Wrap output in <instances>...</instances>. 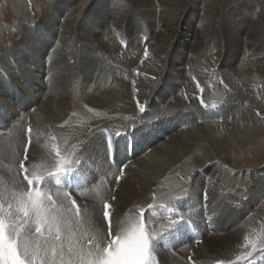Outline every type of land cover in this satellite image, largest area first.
<instances>
[{"label":"bare ground","instance_id":"1","mask_svg":"<svg viewBox=\"0 0 264 264\" xmlns=\"http://www.w3.org/2000/svg\"><path fill=\"white\" fill-rule=\"evenodd\" d=\"M219 1L207 2L210 7L212 6L209 8H215ZM156 2L158 5L153 0H134L138 8L135 9L143 12L150 21V25L154 26L153 30L156 32L157 39L155 43L145 44L132 39L131 48L133 50L140 48L143 51L142 48L145 46L154 56L159 58L164 56L168 59L171 71L180 70L174 68L181 64L183 57L191 56L186 60L190 63L191 71L193 74H195L194 71H198L203 76L200 78L199 75V79L196 77L201 81L199 84L201 94L196 92L191 83L190 85L186 82L188 85L186 94L173 93L172 99H164V102V95H160V83L165 76H169V71L150 69L152 67L139 68L138 72L143 79L134 81L136 83L131 82L129 78L114 77L113 68L109 64L104 60L97 61L91 57H95L94 51H102L106 55L117 57L119 47L115 43H106L96 38L89 41L87 36H80L83 38L81 40L84 41L83 45L91 53L87 55L80 53L77 45L70 44L67 39L64 40V36L60 38L62 47L53 49V52L55 51L53 60L62 62V64L66 59L67 62L75 60L77 65L68 69L62 67L51 73L53 75H50V80L55 85L52 87L55 90L53 97H58V99L49 101L41 109L38 106V110L32 116V123L37 124L39 130L51 132L50 140L47 137H40L39 143L33 145L34 140L29 144L26 155L31 162L24 160V172L20 171L17 166L23 160L22 149L25 146L19 145V140H16L17 152L21 148L20 154H17L13 147L9 148L3 140H0V264H4L6 255L8 257L12 254L18 258L19 264H29L25 259L28 253L21 255L18 251L17 238L21 236L24 216L31 218L30 213L36 207V201L31 199L32 195L43 196L44 192L50 194L46 197L48 200L53 204L57 202L58 207L63 206L69 210L70 216L73 217L70 235L67 230L61 233L64 250L63 264H108L122 259H125L123 264H128L129 258L126 257L129 253H132L130 257L136 258L137 264H264V202H262L264 200V170L255 168L248 162L239 166L233 160L234 155L241 154L243 150L259 146L256 139L259 135L264 137V119L261 121L244 119L241 123L233 119L230 122L228 116L226 119L225 110L231 108V105L238 102L239 98L225 92L220 86V82L225 80L218 74L216 75L224 65V67L227 66L229 73L234 72V76L238 77L242 74H252V76L257 73L264 74L263 56L257 55L262 59L256 65L249 62L255 59L253 56H245L246 49L252 45H256V49L264 47V39L257 45L258 37H253L256 30L258 36H264V26H250L247 36H238V42L234 43L235 39L231 41L232 38H236L233 34L242 32L243 26L229 27L223 19V22H220L221 26L218 27L225 34L224 45L217 44L218 49L210 46L212 48L210 51L203 52L208 36L204 40L202 36L205 32L207 33L210 26H204L205 24L200 21L201 26H196V31H194L197 38L189 43L191 48L186 49L187 40L184 38L190 34L188 32L190 20L187 15L190 12L193 15L195 12L199 14V6H190L187 0H156ZM0 3L8 5L7 0H1ZM155 5L164 8L161 17L159 15V20L155 17L156 11L152 10ZM209 8L205 10L211 11ZM216 17L215 13L214 18ZM207 18L211 17L207 15ZM207 18L202 21H207ZM98 23L101 25L102 16L98 19ZM47 25H51V21ZM181 25L185 32L181 35L183 40L182 38L175 40L177 32L182 28ZM28 38L24 35L23 43H25L26 52L35 57L32 61L35 62L36 80L40 81L42 78V81L46 75L40 71L42 63L37 58L41 57L44 44L35 45ZM174 45L182 47L176 55L173 53ZM239 46L244 47V52L238 58L236 55H238ZM223 49L225 50V63L222 61ZM21 50L20 48L17 53H13V58L25 71V55ZM123 62L130 67L134 66L132 59H126ZM106 76L113 77V84L109 83L110 87H106L108 82L102 85ZM0 81H2L1 78ZM227 81L229 86L235 90L239 89V83H234L232 80ZM3 86L10 96L6 95ZM93 86L94 90L91 92ZM240 89L245 90V86ZM256 91L264 95V85L262 89ZM14 93L18 96L12 85L0 83V101L9 102L12 99L21 109L29 104L28 101L31 102L26 95L21 94L19 98L13 97ZM243 99V102L248 103L249 97L246 100L245 97ZM155 100L163 104L164 109L156 107ZM12 103L10 101V104ZM135 104L140 105L144 110L139 111L138 108L135 110ZM33 106H28L27 112ZM44 108H48L46 109L48 111L44 112ZM248 109L254 110L255 108L249 106ZM3 113H6L4 109ZM150 113H156V115H150ZM133 117L142 119L141 126H144L141 129L144 128L145 131H149V128L155 129L156 127V129L152 133L153 136L150 135L151 133L149 136L146 135V146L151 148L150 154L148 153L150 160H146L147 157L142 160L138 158L136 149L134 153L138 159L128 166L122 155L115 160L114 151H119L120 148L110 146L109 139L113 141L119 136L120 132L116 129L125 131L126 125L131 124L129 118ZM123 118H127L128 121H124ZM197 119L199 124L196 122ZM9 122H5L6 129L13 127L12 132L15 136L13 141H15L20 135L16 130L17 127L9 126ZM139 125V122L134 121L127 131L138 129ZM32 130L34 131V128ZM97 133L101 134L100 136H103L104 141L107 142V163L112 168L118 166L121 169L117 177L120 180L116 184L118 191L114 196L116 202L108 204L109 212L106 209V219L102 215L103 210L97 207L102 200L106 199L108 190L96 186L93 182L95 179L101 180L102 174L94 173L97 168L91 166L89 171L92 176L84 172L87 179H92L87 182V179H84L80 173L71 172L70 169L72 168L70 163L76 161L75 154L79 152L78 148L81 146L83 149L84 147L91 148ZM5 134L4 130H0V138ZM34 134L32 132L31 135ZM126 135L127 133L122 134V136ZM155 142L157 145L154 144ZM24 143L23 140V145ZM136 144L133 135H128L123 155L128 159V163L132 161L133 148ZM129 152L132 153L131 158L128 157ZM91 159L94 158L90 155L84 162L82 161L84 168L87 169V163ZM103 166L105 165H98L99 168ZM208 171L209 176L206 175ZM47 174L52 175L49 178L50 182L44 178ZM204 174L206 176H203ZM206 177L208 181L205 184L204 178ZM69 182L72 184L71 187H68ZM6 184L9 185L6 187ZM112 184L114 183H111V186ZM220 186L225 187L228 193L231 189L234 191L233 187L242 189V195L235 194L236 201L233 200L237 204L235 210L232 211L231 206L225 201L223 205L219 203L220 199H215ZM197 193H199V200L196 197ZM70 195L74 197H69ZM91 202L99 203L96 204L98 205L96 208H93ZM260 202L263 204L257 208V203ZM214 203H216L215 206ZM151 207L153 209L150 212L170 209L176 210L179 216L168 211L163 217L156 215L158 216L157 218L155 216L156 220L146 216L144 223L143 214L138 213H146ZM203 208H205L204 212H202ZM245 211L251 214L246 216ZM76 220L79 221L78 224L75 223ZM16 224L20 227H17L14 233L10 226ZM191 228L200 233V237L203 235L202 245L190 246L189 244V246L180 248V241H185L187 244L191 241L189 239L191 235L197 237L196 233L192 234ZM204 230L208 231L210 238H207ZM107 232L110 233V237L107 236ZM219 244L221 246L217 247L216 245ZM70 246L75 250L72 253L69 252ZM9 250H14V252ZM123 251H126V255ZM190 251L192 256L189 257ZM31 261L32 264H38L34 254L31 256ZM56 264H61V262L57 260Z\"/></svg>","mask_w":264,"mask_h":264},{"label":"rangeland","instance_id":"2","mask_svg":"<svg viewBox=\"0 0 264 264\" xmlns=\"http://www.w3.org/2000/svg\"><path fill=\"white\" fill-rule=\"evenodd\" d=\"M7 1H8V5H5V4L2 5L0 3L1 5L0 6V74H2L0 77L2 81H0V83L2 84L8 83V85H12L13 89L15 88V91L18 93V96H16V94L14 93L13 97L19 98L21 94L26 95L27 99H29L31 102L28 101L29 104H27L26 106H24L23 109H21L18 104H15V101H12V99H10V101L13 102L12 104H10V101L9 102L0 101V130H4V134L6 131V134L2 138H0V140H3L9 148L13 147L15 152H17L16 140L17 141L19 140L18 141L19 145L23 147L25 146L22 149L23 160L20 161L19 166H17L18 168H20V171L22 172H24V170L21 168V163H24L25 159L28 163L31 162V159L30 160L29 158L27 159V155H26L29 144H31L34 140L35 141L32 143L33 145L39 143L40 137L41 138L47 137L50 140L49 135H51V132H47V131L45 132L44 130H39L38 125L35 123H32V116L34 112L38 110V106L41 109L45 104L49 103V101L50 102H52L53 100L57 101L56 99H58V97L56 98L53 97V94H54L53 92L55 90H53L52 87L55 85L53 84V81L50 80V75H53L51 73L56 70H60L62 67L64 69H68L70 67H74L77 65L75 63V60H71V61L68 60L67 62V59H66V61L63 62V64L62 62H57L53 60L54 52H55V51L53 52V49H57V48L60 49L62 47V43H60V38L62 39L63 36H64L63 39L69 40L70 44L75 45V46L77 45V49H79L80 53L87 54V55L89 54L91 55V53L83 45L84 41H81L83 40V38H80V36L81 37L83 35L87 36V39L89 41H91L92 39L95 40L96 38V40L101 39V41L104 40V42L106 43H111V42L115 43L119 47V53L117 57L115 58L111 57L109 55H106V53L102 51H99V52L94 51L93 55L95 57H91L97 61L104 60L105 63L109 64L113 68L112 75L114 77L129 78L131 82H134V81L143 79V77H141V75L138 72L139 68L145 67L149 69L150 67H152L150 69H155L159 71H163L165 69L167 72L169 71V76H165L161 80V83H160L161 84L160 95L161 94L164 95L163 100L164 99L171 100L173 97L172 95L173 93L177 95L186 94V89H187L186 87H188L187 85L188 82L189 84L190 83L192 84L196 92L201 94V87L199 85L201 81L198 80L200 74L198 73V71L195 72L194 70L193 71L195 74H193V72L191 71L192 68L189 67L190 63L186 61L190 59L191 56L183 57L181 64H178L180 66L177 65L174 68V69H180V70L171 71L169 70L170 67L168 66V62H167L168 59H166L164 56L161 58L154 56L153 53L151 54V52H149L148 49L145 48V46L144 48H142L143 51H141L140 48L135 49V50L131 48L130 43L133 42L134 39L138 42H141V44H145L147 42L155 43L157 39L156 32L153 30L154 26L150 25V21L145 17V14L143 12L136 10L138 8H136L134 0H38V1L37 0L36 1L35 0H7ZM153 1H155V4L158 5L157 4L158 2H156V0H153ZM187 1L190 6L191 5L193 6L196 5L197 7L199 6L200 11H199V14L195 12V14L193 15L191 14L192 12H190L187 15L188 20H190L189 21L190 29L188 31L190 34L186 33V34H189V36L184 38L187 40L185 42L186 49L188 48L190 49L191 44L189 43L192 41H195V39L197 38L194 31H196L195 30L196 26H201V22L205 24L204 26L206 25L210 26V28H208L207 33L206 32H205L206 34L204 33L205 37L202 36L203 37L202 40L206 39V37L208 36V39L206 43L204 44L206 48L204 47L205 50L203 52H208L207 50L210 51L212 48H216V47L218 49L219 46L217 44L224 45L223 43H224L225 34L224 32H222L220 27H218V26H221L220 22L222 23L223 19L225 23H227V26L229 27L243 26L242 32H240L239 34H235V33L233 34L234 37L236 38H232L231 41L233 42V40L235 39L236 42L234 43L238 42V38H237L238 36H244V37L247 36L250 26H264V4H263L264 0H220L217 6L215 8L214 7L212 8L213 10L210 9L212 6L210 7L208 4L210 3V0L209 1L208 0H197L199 3L195 0L194 1L187 0ZM156 5H155V8L152 10L156 11L155 17L156 19L159 20L162 15V12L164 11L162 9L164 8H160L161 6H156ZM207 8H209L211 11L207 12L205 10ZM138 11L139 13H137ZM215 13L217 16L216 18H214ZM207 15L211 18L208 19ZM101 16H102V23L100 25L98 23V19L101 18ZM195 16H198V17L196 18ZM206 18L208 19L207 21L209 22L202 21L203 19L206 20ZM50 21H51V25H47ZM181 26L182 28H180V30L177 32L175 40L179 38L180 39L182 38L183 40V37L181 35L185 34V32H183V25ZM106 28H107V31H106ZM64 31H66V34H64ZM24 35L25 37H29L28 39H30L31 42H34L35 45L39 46L40 43L44 44V49L43 50L41 49V57L37 58L38 60H41V63H42L40 71L43 72L44 75H46L45 77H43L42 74H39L40 77H43L42 81H41L42 78L41 79L39 78L40 81L36 80L37 75L34 72L35 62L32 61V58L35 59V57L32 56L31 53L29 54L28 52H26L25 43H23ZM253 37L254 38L258 37L257 45H259V43H261L264 39V36L257 35V30L255 32V35H253ZM243 46L242 47L239 46L238 53H237L238 55H236V57L239 58L244 52ZM256 47H257L256 45H252V47H249L245 51V56L246 55L253 56L255 58L254 60L249 61L250 63L254 65H256L259 61H261L262 58H259L260 55H261L260 57L263 56L264 58V47L262 49H256ZM20 48L22 49L21 50L22 53L25 55V64H26L25 71L27 73L24 71V69L21 68L20 63L17 60H14L13 58L14 54L17 53ZM179 49H182L180 45H177V46L174 45V48H173L174 55L178 53ZM224 51L225 50L223 49L222 50L223 63H225L226 61L224 60L225 58ZM126 59H130V60L132 59V61L134 62V66L130 67L129 65H125V62L123 61H126ZM227 61H229L228 57H227ZM97 63H100V62H97ZM246 63L249 64L248 62ZM224 66L223 68L218 70V73H216V75L218 74L220 78H223L225 80L224 82H220V86L222 87V89L225 90V92L234 94L235 96L239 98L238 102L233 103L231 105V108L229 107L228 109L225 110L224 112L225 118L226 116H228L227 118L230 122L232 121L231 119H233V121L235 122L238 121L239 123L243 122L244 119L245 120H260V121L264 119V100H263L264 95L260 94L259 91H256L258 89L259 90L262 89V85H264V74L257 73L258 75L253 74V76L252 74L251 75L242 74L241 76L238 77V76H234V72L229 73L227 66L226 67ZM23 73L25 75H23ZM23 76L30 77L31 82L29 81L30 78L24 77L22 79ZM110 77L111 76H106L105 79L103 80L102 85L105 82H108V86L106 87H110L109 83L110 85L113 84V77L111 78ZM196 77L198 79H196ZM202 77L203 76L200 75V78ZM184 79H185V82L183 83ZM227 80L229 81L232 80L234 83H239L238 84L239 89L237 90L236 88L235 90V88H232V86H229L227 83L228 82ZM243 86H245V90L242 91V89L240 88H243ZM31 87L33 88L30 89ZM3 89L5 90L4 86H3ZM28 89H29V92H28ZM49 89L50 90L52 89V90L50 91ZM93 90H94V86L91 88V92H93ZM4 92L6 93V95L10 96L6 92V90ZM243 97H245V100L246 98L249 97V99H247L248 103L247 101L243 102L244 101ZM4 98L8 100L7 97H4ZM155 104H156V107L160 109H164V105L161 103L159 104L158 100H155ZM32 105H34L33 107H31L32 109H30V111L27 112L26 109L28 108V106H32ZM137 105L136 104L134 105L135 110L138 108L137 110L141 111V106L140 105L137 106ZM249 106H252L255 109L249 110L248 109ZM2 108L6 111V113H3ZM46 109L48 108H44L43 111L44 112L48 111ZM153 114L156 115V113H150V115H153ZM4 115H6V117ZM237 117L239 119H237ZM129 120H131L130 121L131 124H127L126 125L127 128L132 127V124L134 123V121H136V123L137 122L140 123L139 128L131 129V131H134V132H131V131L128 132L127 128L125 129L126 132L125 131L122 132V130L116 129L118 132H120L119 136L113 141L109 139L110 146H115L117 149L120 148L119 151L117 150L114 151L115 160L117 159L118 156L122 155V157L126 161L125 162L126 165L128 166L133 164V161H135L138 158L142 160L147 157L148 159L146 158V160H150L149 154H150L151 148L146 146L147 145L146 137L149 136L150 133H151L150 135L153 136L152 133L156 129V127L155 129L149 128V131L148 130L145 131L144 128L141 129L144 125L141 126L142 119L140 117L139 118L133 117L131 119L129 118ZM7 121L8 122L10 121L9 126L11 125V126L17 127L16 130L18 131V134L22 136L21 138L19 136V138L17 137L15 141H13V138L15 137L13 136L14 134L12 132L13 127L6 129L5 122ZM124 121H128L127 118L124 119ZM17 122L18 123L23 122V123L17 124ZM196 122L197 124H199L198 119ZM19 127H21V129H18ZM119 127L122 128V126H119ZM33 128H34V131L32 130ZM27 131H29L28 135H27ZM32 132H34L35 134L31 135ZM123 133H127V135L122 136ZM25 134H26V137H25ZM100 135L101 134L99 133L95 135L93 145L91 148L86 149L84 147L83 149V146L79 147L78 148L79 152H76L75 154L76 161L73 163H70V162L69 163L72 165V168H70L72 170L71 172L80 173L84 177V179L86 178V175H84V172L90 173L89 175L92 176V173L89 171L91 166H94L95 168H97L94 173L102 174L101 180L95 179L93 182L95 183L96 186H100L101 188H105L108 190L107 197L106 199L102 200L104 201L103 203H101L102 201L100 202L99 200L100 202L99 206L102 204L100 207L96 205L99 202L95 204L94 202H91L90 204H92L93 208H96L98 206L97 208H100L101 210H103L102 215L106 219V209H108V204L110 205V203L116 202L114 196H115V193H117L118 191L116 184H118L117 182L120 180V179L118 180L117 177L118 175H120L121 169H119L118 166L117 168H112L107 163V147H106L107 142L104 141L103 136H100ZM128 135L129 136L133 135L134 140H136L137 142L135 148H133V158H132V161H130L131 163H128V159L126 158V156L125 157L123 156L125 149H126ZM27 136H28V140H27ZM23 140L25 141L24 145H23ZM256 143H258L259 146H252L248 150H243L241 154L238 153L234 155L233 160L237 163V165L243 166L248 162L252 164L255 168L264 170V137L259 135L256 139ZM154 144H156V142ZM20 149H18L19 151L17 152V154H20L21 152ZM136 149L138 150L137 151L139 155L138 158L135 157V153H134ZM86 151L89 153H87ZM79 153L81 155H79ZM90 155L94 159H91L87 163V169H86L83 166V162L85 159L89 158ZM100 164H103L105 166H103L102 168H99L98 165ZM100 171L101 173H99ZM206 175L209 176L210 172L208 171ZM206 175L204 174L203 176H206ZM51 176H52L51 174H47L44 176V178H47L49 181V178H51ZM123 176H124V173H123ZM88 179H87V182L92 180L91 178H88ZM207 181H208V177L204 178L205 184L207 183ZM69 183L71 184V182ZM111 183H114V184H112L111 186ZM8 185L9 184H6L5 186L7 187ZM233 189L234 191L231 189L230 193H228L225 187L220 186L218 188V195H216L215 197V199L216 198L220 199L219 203H223L224 205V203L226 202L229 206H231L232 211L235 210L237 207V204H235V202L233 201V200L236 201L235 194L237 193L239 195H242L241 193L242 189L237 188V187H233ZM92 192H95V191H92ZM86 193L89 194L90 192H86ZM69 197H74V196L70 195ZM196 197L199 200V193L196 194ZM208 197L210 198L209 195ZM262 202H264V200ZM262 202L257 203V208L263 204ZM215 205L216 203H214V206ZM165 206L168 207V205H165ZM159 208H163V206H159ZM148 209L149 210L146 213L144 212L138 213V214H143L142 218L144 219V223H145L146 216H149L151 219L156 220V218L158 217L156 215L163 217L164 213L165 212L168 213V211L173 212L175 215L179 216L176 210L167 209V210L160 211V212H155V211L150 212V210H152L153 207L148 208ZM204 209L205 208L202 209L203 210L202 212H204ZM244 213L246 214V216L251 214V212H248V211H245ZM139 220H140V216H139ZM240 220L242 221L243 219H240ZM190 231L192 232V234L196 233L197 237L195 238L194 235L193 236L191 235V237H189L191 241L190 243L188 242L187 244L185 241H180L179 242L180 248L189 246V244L190 246H193L195 244L202 245L203 235L202 237H200V233H197L194 228H191ZM207 232L208 231L204 230V234L206 233L207 238H210L211 235L208 236ZM107 236L110 237L111 236L110 233L107 232ZM201 245H198V246H201ZM216 246L220 247L221 244L216 245ZM216 246L215 248H217ZM162 247H165V246H162ZM10 252L13 253L14 250H11ZM125 252L126 251H123V254H125ZM171 252L173 253V250H171ZM131 254L132 253H129V255L126 257V258H129L128 264H137L135 262L136 258L133 256L130 257ZM190 256H192L191 251L189 253V257ZM124 260L125 259L117 260L114 262H109L108 264H123ZM19 263L20 262L18 258L15 256V254L9 255L8 257L6 255L4 257V264H19Z\"/></svg>","mask_w":264,"mask_h":264},{"label":"snow or ice","instance_id":"3","mask_svg":"<svg viewBox=\"0 0 264 264\" xmlns=\"http://www.w3.org/2000/svg\"><path fill=\"white\" fill-rule=\"evenodd\" d=\"M143 110L141 108V111ZM21 168H25V163H21ZM33 186L35 187V182ZM47 195L50 194L44 192L43 196L32 195L31 199L36 201V207L30 213L31 218L28 216L23 218L21 236L17 238L18 251L21 252V255L28 253L25 259L29 264H32L31 256L33 254L36 256L38 264H56L57 260L63 264L64 250L61 233L67 230L70 235L73 217L70 216L69 210L63 206L58 207L57 202L53 204L48 200ZM75 223L78 224L79 221L76 220ZM10 227L15 233L16 228L20 225L16 224ZM74 251V248L70 246L69 252Z\"/></svg>","mask_w":264,"mask_h":264}]
</instances>
